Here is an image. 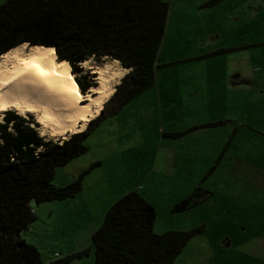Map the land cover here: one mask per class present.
<instances>
[{
	"label": "rangeland",
	"instance_id": "rangeland-1",
	"mask_svg": "<svg viewBox=\"0 0 264 264\" xmlns=\"http://www.w3.org/2000/svg\"><path fill=\"white\" fill-rule=\"evenodd\" d=\"M163 1L155 85L119 109L112 97L87 150L56 169L58 188L81 179L75 198L30 203L36 220L21 238L44 264L85 250L65 264H96L93 234L133 191L156 208V234L204 227L175 264H264V0ZM110 61L91 58L75 79ZM198 187L210 194L173 210Z\"/></svg>",
	"mask_w": 264,
	"mask_h": 264
},
{
	"label": "trees",
	"instance_id": "trees-1",
	"mask_svg": "<svg viewBox=\"0 0 264 264\" xmlns=\"http://www.w3.org/2000/svg\"><path fill=\"white\" fill-rule=\"evenodd\" d=\"M169 13L163 0H8L0 5V57L25 43L53 47L74 75L91 58L117 60L131 69L112 98L119 109L155 85ZM94 78H76L83 94L95 86ZM110 104L86 131L58 142L40 136L33 122L14 111L0 118V264H44L37 248L21 238L36 220L30 203L64 201L81 192V179L56 187V169L87 150L83 141ZM204 194L210 193L196 188L173 210L196 205ZM156 218V208L138 191L124 195L92 236L96 264H175L189 241L204 233L201 226L159 235Z\"/></svg>",
	"mask_w": 264,
	"mask_h": 264
},
{
	"label": "bare ground",
	"instance_id": "bare-ground-1",
	"mask_svg": "<svg viewBox=\"0 0 264 264\" xmlns=\"http://www.w3.org/2000/svg\"><path fill=\"white\" fill-rule=\"evenodd\" d=\"M90 68V59L82 62ZM69 62L59 60L53 47L19 45L0 57V116L16 111L33 115L40 135L62 137L87 130L111 100L115 87L130 71L112 60L94 73L97 86L83 94Z\"/></svg>",
	"mask_w": 264,
	"mask_h": 264
},
{
	"label": "crops",
	"instance_id": "crops-1",
	"mask_svg": "<svg viewBox=\"0 0 264 264\" xmlns=\"http://www.w3.org/2000/svg\"><path fill=\"white\" fill-rule=\"evenodd\" d=\"M130 71H131V69H130ZM149 201V200H148ZM259 261V260H258Z\"/></svg>",
	"mask_w": 264,
	"mask_h": 264
},
{
	"label": "water",
	"instance_id": "water-1",
	"mask_svg": "<svg viewBox=\"0 0 264 264\" xmlns=\"http://www.w3.org/2000/svg\"><path fill=\"white\" fill-rule=\"evenodd\" d=\"M28 45H29V44H28ZM29 46H30V45H29ZM127 74H128V73H127ZM127 74H126V75H127Z\"/></svg>",
	"mask_w": 264,
	"mask_h": 264
}]
</instances>
